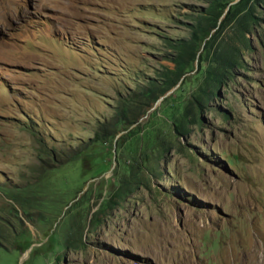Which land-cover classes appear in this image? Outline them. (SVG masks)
<instances>
[{
    "label": "rangeland",
    "instance_id": "1",
    "mask_svg": "<svg viewBox=\"0 0 264 264\" xmlns=\"http://www.w3.org/2000/svg\"><path fill=\"white\" fill-rule=\"evenodd\" d=\"M218 1L0 0V264H264V1Z\"/></svg>",
    "mask_w": 264,
    "mask_h": 264
},
{
    "label": "trees",
    "instance_id": "2",
    "mask_svg": "<svg viewBox=\"0 0 264 264\" xmlns=\"http://www.w3.org/2000/svg\"><path fill=\"white\" fill-rule=\"evenodd\" d=\"M264 0H238L233 5H230L228 10L225 13V16L235 15L237 12H241L246 10L244 17H251V9L252 7H258ZM250 2V5H248ZM218 0H214L213 4L209 5L206 12L199 16V19L192 31L193 40H205L207 39V43L205 45H209L210 43L216 40V35L210 36L211 30H213L218 22V19L224 13L225 7L224 4H220L219 7ZM252 3V4H251ZM234 20V18H232ZM239 25V22H238ZM209 37V38H208ZM194 42V41H193ZM174 48L182 50V44L174 45ZM236 51L234 48L226 49L225 53L215 54L213 57V68L208 71L207 76L205 78V85L210 90H212L215 86L222 84L226 79V76L232 73L233 66L235 64ZM175 63L174 68V76L172 78V83L166 85V87L162 90V93L168 91L171 87L175 85V79L177 80L184 72L185 65L182 62V56L179 54L176 59L173 60ZM204 96H208L203 92ZM206 98V97H205Z\"/></svg>",
    "mask_w": 264,
    "mask_h": 264
}]
</instances>
